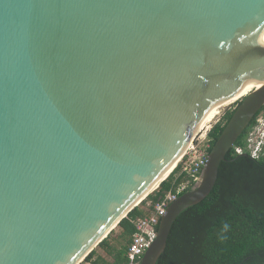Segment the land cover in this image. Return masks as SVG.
<instances>
[{"label":"water","instance_id":"1","mask_svg":"<svg viewBox=\"0 0 264 264\" xmlns=\"http://www.w3.org/2000/svg\"><path fill=\"white\" fill-rule=\"evenodd\" d=\"M251 86L140 264L264 105V0H0V264H79Z\"/></svg>","mask_w":264,"mask_h":264},{"label":"trees","instance_id":"2","mask_svg":"<svg viewBox=\"0 0 264 264\" xmlns=\"http://www.w3.org/2000/svg\"><path fill=\"white\" fill-rule=\"evenodd\" d=\"M233 109L225 110L208 130L206 154ZM262 110L264 105L227 151L211 192L178 215L166 248L156 264H264V143L258 157H251L247 149L249 131ZM236 148H240L241 153ZM181 168L182 162H177L159 186L119 221V234L114 242L109 241L111 231L83 261L90 264H128L127 250L136 232L134 222L148 215L154 203L167 192L175 191L189 179ZM194 184L189 181L179 194L190 190ZM147 202L150 205L146 212L143 207ZM97 248H101L103 253H98Z\"/></svg>","mask_w":264,"mask_h":264},{"label":"built area","instance_id":"3","mask_svg":"<svg viewBox=\"0 0 264 264\" xmlns=\"http://www.w3.org/2000/svg\"><path fill=\"white\" fill-rule=\"evenodd\" d=\"M197 148L194 147L192 143L179 160V162H182L181 171L189 177V179L186 180L187 184L189 181L196 183L199 180L202 167L206 161L207 154L205 149L199 148V150ZM236 151L241 153L240 148H236ZM185 186L181 189L177 187L175 191L167 192L161 200L154 203L153 209L148 215L136 219L134 222L136 232L133 234L132 241L127 250L128 264H140L145 249L156 235L157 229L155 227L159 222L160 216L165 212L167 205L179 195V192L182 191Z\"/></svg>","mask_w":264,"mask_h":264},{"label":"rangeland","instance_id":"4","mask_svg":"<svg viewBox=\"0 0 264 264\" xmlns=\"http://www.w3.org/2000/svg\"><path fill=\"white\" fill-rule=\"evenodd\" d=\"M239 100V99H238ZM238 100H235L238 101ZM234 101L232 103H230L229 105H225L223 107L220 108L219 110V114L217 117H215L210 123L209 125L202 129L201 131L198 130L194 140H193V146L194 147H199L201 149H205L206 146L209 143V139H208V135L207 132L208 130L212 127L213 123H215L214 121H218L219 118L222 116V114L224 113L225 110L227 109H232L234 108ZM227 106V107H226ZM225 109V110H223ZM213 122V123H212ZM264 143V110H262L257 118H256V123L254 124V126L250 129L249 134H248V146L247 149L250 150V155L251 157H258V152L260 151L262 145ZM197 148V149H199ZM200 150V149H199ZM195 153V151H194ZM179 162V161H178ZM187 184V181L185 180L184 182H182L178 187L179 189H181L183 186H185ZM148 205H150V202H147L146 205L143 207L144 211H148ZM113 232H111V237L109 239L110 242H114V239L116 237H118L119 234V229L116 226L113 230ZM98 253H103V250L101 248H97ZM88 262H84L81 261L79 264H87Z\"/></svg>","mask_w":264,"mask_h":264},{"label":"bare ground","instance_id":"5","mask_svg":"<svg viewBox=\"0 0 264 264\" xmlns=\"http://www.w3.org/2000/svg\"><path fill=\"white\" fill-rule=\"evenodd\" d=\"M253 88V86H251L250 88H248L247 90H245L244 92L234 96L233 98L221 103L220 105L216 106L214 109H212L210 111V113L204 118V120L201 122V124L199 125L198 130H202L204 128H206L209 123L218 116L219 114V110L221 107L225 106V105H229L230 103H232L235 100H238L239 98L243 97L244 95H246L249 91H251V89ZM227 107V106H226ZM225 110V109H223ZM216 122V121H214ZM213 123V122H212ZM214 124V123H213ZM177 164V163H176ZM176 164H173L172 166H170L169 168H167L166 172L164 173V175H166L168 172L170 173V171H172L174 169V167L176 166Z\"/></svg>","mask_w":264,"mask_h":264},{"label":"clouds","instance_id":"6","mask_svg":"<svg viewBox=\"0 0 264 264\" xmlns=\"http://www.w3.org/2000/svg\"><path fill=\"white\" fill-rule=\"evenodd\" d=\"M227 229V225H225V230Z\"/></svg>","mask_w":264,"mask_h":264},{"label":"crops","instance_id":"7","mask_svg":"<svg viewBox=\"0 0 264 264\" xmlns=\"http://www.w3.org/2000/svg\"><path fill=\"white\" fill-rule=\"evenodd\" d=\"M87 264H90L89 262Z\"/></svg>","mask_w":264,"mask_h":264}]
</instances>
